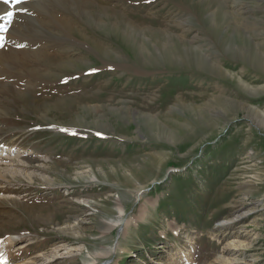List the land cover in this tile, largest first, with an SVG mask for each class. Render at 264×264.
I'll return each instance as SVG.
<instances>
[{
  "label": "rangeland",
  "instance_id": "374dc122",
  "mask_svg": "<svg viewBox=\"0 0 264 264\" xmlns=\"http://www.w3.org/2000/svg\"><path fill=\"white\" fill-rule=\"evenodd\" d=\"M8 9L7 263L264 264V0Z\"/></svg>",
  "mask_w": 264,
  "mask_h": 264
},
{
  "label": "bare ground",
  "instance_id": "6f19581e",
  "mask_svg": "<svg viewBox=\"0 0 264 264\" xmlns=\"http://www.w3.org/2000/svg\"><path fill=\"white\" fill-rule=\"evenodd\" d=\"M42 1V0H41ZM36 3V2H35ZM39 3V2H38ZM47 4V3H46ZM39 5V4H38ZM20 6V5H19ZM41 6V5H40ZM1 7H3V6H1ZM19 8V7H18ZM30 8V7H29ZM35 9V8H34ZM17 10V9H16ZM7 11H10L8 8L6 9H4V11L0 14V16L1 15H3V14H5ZM13 11V10H12ZM16 14H19V13H16ZM31 14V13H30ZM4 16V15H3ZM17 15H15L14 16V18H13V20H12V27H13V21H14V19H15V17H16ZM29 18V17H28ZM23 19V18H22ZM30 19V18H29ZM31 20V19H30ZM35 21H36V19H35ZM6 23V24H5ZM15 23V22H14ZM17 23V22H16ZM10 24V25H11ZM0 25L1 26H3V28L6 26V25H8V23L6 22V21H4V20H0ZM13 28H16L17 29V27L15 26V27H13ZM15 30V29H14ZM22 30V29H21ZM18 31V30H17ZM16 31V32H17ZM19 32H20V29H19ZM19 32H17V33H19ZM1 33V32H0ZM8 35L6 36V37H9L10 38V36L12 35V33L13 32H11V30H9L8 31ZM5 34V33H4ZM14 34H15V31H14ZM13 34V35H14ZM10 35V36H9ZM4 36V38H5V35H3ZM12 37V36H11ZM7 40V39H6ZM0 42H2V39H0ZM5 44H6V42H5ZM6 46V45H5ZM10 49H12V48H10ZM3 50H5V49H3ZM13 50V49H12ZM8 54V53H7ZM19 55V54H18ZM4 56V55H3ZM9 58V57H8ZM20 58V57H19ZM2 88V87H1ZM220 103V102H219ZM221 105L222 106H227V107H230V109L232 110V109H234V110H236V105H237V107H240V105L239 104H226V102H221ZM226 109V108H225ZM11 152H12V150L11 149H4V148H0V156H4V155H6L7 156V158L11 155ZM5 158V157H4ZM16 158V157H15ZM9 159V158H8ZM10 160V159H9ZM14 172V173H16V171H14V170H9V169H4V171H1V169H0V179H2V180H6L7 179V176H9L10 178H14V174L12 173V172ZM7 182V181H6ZM118 209V211H119V213L121 214V213H123L124 212V210H123V208L121 207V205H119V207L117 208ZM78 221V220H77ZM76 222V221H75ZM75 222L73 223V224H75ZM220 224L221 225H218V227L220 228H222V224H226V222H220ZM127 226V225H126ZM111 228H113V227H111ZM111 228H109V230L111 229ZM16 235L15 234H7V235H5L4 236V238H2L1 239V241H0V264H9V262L7 263V259L9 260L10 258H11V256L12 255H10L9 254V251L14 247V244H16ZM109 253H103V255H108ZM22 264H37V261L36 260H29V262L27 261V262H23ZM92 264H94L93 262H92ZM104 264H107V263H104Z\"/></svg>",
  "mask_w": 264,
  "mask_h": 264
},
{
  "label": "snow or ice",
  "instance_id": "6c2138e0",
  "mask_svg": "<svg viewBox=\"0 0 264 264\" xmlns=\"http://www.w3.org/2000/svg\"><path fill=\"white\" fill-rule=\"evenodd\" d=\"M0 2H3L4 4L9 5L11 8L15 9L18 5L27 3L28 0H0ZM21 12L27 13V9H21ZM15 15H16V12L7 11L4 16H0V20H4L8 24H11ZM0 30L6 31L7 29L3 28V26H0ZM63 131H66V130H63ZM74 134L75 133H73V135Z\"/></svg>",
  "mask_w": 264,
  "mask_h": 264
}]
</instances>
